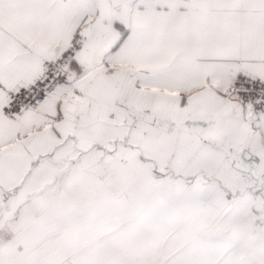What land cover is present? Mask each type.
<instances>
[{
  "label": "snow or ice",
  "instance_id": "obj_1",
  "mask_svg": "<svg viewBox=\"0 0 264 264\" xmlns=\"http://www.w3.org/2000/svg\"><path fill=\"white\" fill-rule=\"evenodd\" d=\"M190 9L264 19V0H0V221L41 157L264 117V78L177 15Z\"/></svg>",
  "mask_w": 264,
  "mask_h": 264
},
{
  "label": "crops",
  "instance_id": "obj_2",
  "mask_svg": "<svg viewBox=\"0 0 264 264\" xmlns=\"http://www.w3.org/2000/svg\"><path fill=\"white\" fill-rule=\"evenodd\" d=\"M177 15L223 39L242 67L264 78L253 71L264 68V19L215 9ZM89 149L33 165L18 210L0 221V264H257L264 257V185L254 190L257 178L230 161L259 165L264 176V117L221 115L181 146L136 135L115 152L99 141Z\"/></svg>",
  "mask_w": 264,
  "mask_h": 264
},
{
  "label": "water",
  "instance_id": "obj_3",
  "mask_svg": "<svg viewBox=\"0 0 264 264\" xmlns=\"http://www.w3.org/2000/svg\"><path fill=\"white\" fill-rule=\"evenodd\" d=\"M227 154L230 155V151L229 150H226ZM251 158V155L247 152H245V159H250ZM256 161L258 159L254 158ZM230 161L233 162L237 167L247 171V172H250L252 174V177H255L257 178L258 180V186L254 188V190H258V189H262L263 188V185H264V178L261 177L260 175H258L256 173V170L255 169H250V167L246 166L242 161H234V159L232 157H230ZM258 204V203H257ZM258 206L260 207L261 205L258 204Z\"/></svg>",
  "mask_w": 264,
  "mask_h": 264
},
{
  "label": "flooded vegetation",
  "instance_id": "obj_4",
  "mask_svg": "<svg viewBox=\"0 0 264 264\" xmlns=\"http://www.w3.org/2000/svg\"><path fill=\"white\" fill-rule=\"evenodd\" d=\"M249 159H247V160H245V162L246 161H248ZM248 163V162H247ZM246 166H248V167H250V169H259V168H257L259 165H253V164H247ZM239 168V167H238ZM241 169V168H240ZM241 170H243V169H241ZM261 171H264V167L262 166V169H260ZM245 171V170H244ZM247 172V171H246ZM251 174V173H250ZM262 211V210H261ZM262 213H263V211H262ZM262 216V215H261ZM260 219L262 218V217H259Z\"/></svg>",
  "mask_w": 264,
  "mask_h": 264
},
{
  "label": "rangeland",
  "instance_id": "obj_5",
  "mask_svg": "<svg viewBox=\"0 0 264 264\" xmlns=\"http://www.w3.org/2000/svg\"><path fill=\"white\" fill-rule=\"evenodd\" d=\"M261 177H263L264 178V176L262 175ZM257 185V184H256ZM261 189H258L257 191H260Z\"/></svg>",
  "mask_w": 264,
  "mask_h": 264
}]
</instances>
